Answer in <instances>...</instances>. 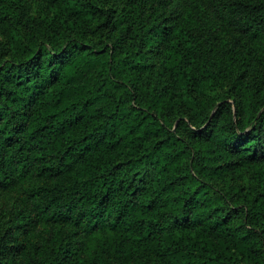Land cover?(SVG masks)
Segmentation results:
<instances>
[{
  "label": "trees",
  "instance_id": "16d2710c",
  "mask_svg": "<svg viewBox=\"0 0 264 264\" xmlns=\"http://www.w3.org/2000/svg\"><path fill=\"white\" fill-rule=\"evenodd\" d=\"M114 2L106 12L91 0H47L30 29L14 3L5 9L9 0H0V25L11 30L9 40L0 39L3 55L16 54L17 45L25 56L36 51L0 65V167L19 173L10 187L0 185V195L19 192L13 208L31 201L46 211L60 197L39 224L20 209L16 228H40L34 247L55 253L51 264H264V159H253L251 149L239 159L193 151L174 135L220 95L226 79L235 78L229 91L236 99L221 105L238 112L264 106L259 35L242 43L247 30L230 19L238 0ZM98 16L110 39L123 28L115 43L102 39L95 50L84 43L81 60L55 78V69L47 72L50 86L34 103V81L46 71L36 41L51 48L82 29L91 33ZM69 152L83 159L58 169ZM178 193L223 207L204 219L170 220L165 197ZM117 201V212L105 211Z\"/></svg>",
  "mask_w": 264,
  "mask_h": 264
},
{
  "label": "clouds",
  "instance_id": "9594fccd",
  "mask_svg": "<svg viewBox=\"0 0 264 264\" xmlns=\"http://www.w3.org/2000/svg\"><path fill=\"white\" fill-rule=\"evenodd\" d=\"M85 3L88 0H84ZM15 4L19 8V12L16 13L18 18L23 19V23L29 25L30 29H35L36 25L32 23L36 19L35 9L37 7H47V0H9V4H5L4 8L7 9L10 4ZM91 3L97 5V7L104 8L105 11L112 8L115 2H108V0H91ZM183 4V0H175V6L179 7ZM258 4L264 5V0H238L239 11L236 15L230 17L233 22V26L237 29H246L245 36L241 37L242 43L245 39H251L253 33H257L259 38L264 44V7L257 8L255 11L252 9L245 10V5ZM33 9V11L27 12V15H23L27 9ZM42 18V17H41ZM125 19L121 17L120 20ZM16 29L22 30L19 24H16L15 20L12 21ZM104 23V17L98 16L91 24L89 28L91 33L85 34L87 29H82L79 35L73 34L70 40H65L63 43L56 44L49 48L46 44H43L38 39L35 47L37 50L43 49L40 52V56L37 60H41L46 71L37 76L34 83L37 86V95L33 97V102H37L39 97L43 95L45 89L50 86V82L47 81V72L55 69V75H59L66 66L74 64L81 60L84 56L82 45L84 43H91L93 50L100 46V41L103 39L105 45L115 43V40L119 37L123 31L121 28L117 31L113 38H109L107 33L98 26ZM11 32L7 25H0V39L5 41L10 39V35L6 33ZM34 35L39 37L38 32H33ZM28 43L27 41L25 42ZM4 48L0 47V65H7L11 67L12 63L18 62L19 58H31L36 55V51H31L29 56H25L22 46L17 45L14 49V53L3 55ZM242 64L243 61L241 60ZM51 64V68L48 65ZM241 71L243 69L241 68ZM236 83L235 78L226 79L223 82L221 93L216 98L209 97L207 101L201 105L200 112L197 114V118L193 122L184 123L182 127L175 129L174 135L181 138L184 141L185 146H190L193 151L198 148L207 147L212 149L216 156L221 158L239 159L241 157H247L248 150L257 151V156L253 159H264V106L259 108H253L245 112H238L236 107L233 106L231 110L227 106L221 105L222 99L230 100L236 99L232 95L230 89L233 88ZM264 98V97H262ZM3 125H0L2 128ZM170 127H175L174 123ZM258 133V134H257ZM204 142H207L206 144ZM85 144L87 142H84ZM2 144V139H0ZM2 151V149H0ZM76 149H73L75 152ZM73 152H69L68 156L72 157L71 160L65 157L56 167L69 168L75 167L76 162L83 159V154L79 156H73ZM229 154H238L229 156ZM62 155V154H61ZM201 155H207V153H201ZM139 171L140 169H136ZM130 175H134V172ZM19 173L11 166L4 168L0 167V185L11 186V183L17 180ZM147 179V178H146ZM264 191V189H261ZM189 192V190H185ZM16 198H20L19 192L16 194ZM181 198L174 199L172 196H166L168 200L167 206L163 209V212L168 214L170 220L183 216H195L199 219H204L215 208L223 207L219 202L212 203L210 206L205 201H200L199 197H195L191 200L187 199L183 193H178ZM60 199L59 196L51 200L47 204V211L55 205V200ZM199 201V202H198ZM187 205V206H185ZM121 207L119 201L114 202L111 209L105 210L112 213L117 212ZM20 209H24V214L31 213L36 218L34 223L39 224L41 217H46L47 211L45 206H41L39 202L33 203L29 201L27 205L17 204L15 208L12 207V203L9 201L7 195L0 197V264H42L43 261H51L57 259L55 253L49 248L44 249L45 254L38 253L34 245L40 238V228H24L17 229L18 223L17 217L19 216ZM75 210V206L73 209ZM11 213V214H10ZM9 220L12 221L9 224ZM239 227V225H235ZM12 228L9 232L8 229ZM69 259H72L69 254Z\"/></svg>",
  "mask_w": 264,
  "mask_h": 264
},
{
  "label": "rangeland",
  "instance_id": "374dc122",
  "mask_svg": "<svg viewBox=\"0 0 264 264\" xmlns=\"http://www.w3.org/2000/svg\"><path fill=\"white\" fill-rule=\"evenodd\" d=\"M3 195H7L8 196L9 201L12 203V207H14L15 203L17 202L16 195L12 194V193H5V194L0 195V197H2ZM181 235H183V234H181ZM185 238H186V242L188 243L190 241L189 237L185 236ZM135 264H140V260H138Z\"/></svg>",
  "mask_w": 264,
  "mask_h": 264
}]
</instances>
